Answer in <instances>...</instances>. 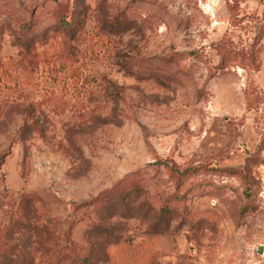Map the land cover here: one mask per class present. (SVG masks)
I'll list each match as a JSON object with an SVG mask.
<instances>
[{"label": "rangeland", "instance_id": "1", "mask_svg": "<svg viewBox=\"0 0 264 264\" xmlns=\"http://www.w3.org/2000/svg\"><path fill=\"white\" fill-rule=\"evenodd\" d=\"M263 191L264 0H0V264H264Z\"/></svg>", "mask_w": 264, "mask_h": 264}, {"label": "water", "instance_id": "2", "mask_svg": "<svg viewBox=\"0 0 264 264\" xmlns=\"http://www.w3.org/2000/svg\"><path fill=\"white\" fill-rule=\"evenodd\" d=\"M258 252L260 253L261 252V248L259 247V249H258Z\"/></svg>", "mask_w": 264, "mask_h": 264}, {"label": "built area", "instance_id": "3", "mask_svg": "<svg viewBox=\"0 0 264 264\" xmlns=\"http://www.w3.org/2000/svg\"><path fill=\"white\" fill-rule=\"evenodd\" d=\"M264 192V191H263Z\"/></svg>", "mask_w": 264, "mask_h": 264}]
</instances>
